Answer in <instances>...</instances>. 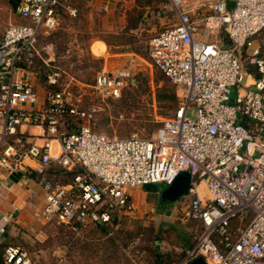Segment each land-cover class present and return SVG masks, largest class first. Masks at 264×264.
I'll use <instances>...</instances> for the list:
<instances>
[{"label": "built area", "instance_id": "built-area-1", "mask_svg": "<svg viewBox=\"0 0 264 264\" xmlns=\"http://www.w3.org/2000/svg\"><path fill=\"white\" fill-rule=\"evenodd\" d=\"M68 1L19 0L14 14L21 22L0 36V169L28 174L25 161L37 164L45 197L35 217L112 236L135 209L128 190L169 186L186 172L191 199L183 217L196 235L175 264H264V43L257 40L264 0H167L173 17L151 37L147 54L181 100L150 139L94 130L88 113L52 89L61 73L45 61L40 100L29 79L42 59L39 38L59 26L64 9L75 16ZM129 79L126 70L102 71L92 95L118 99ZM22 126L42 128V143L26 138ZM54 170L77 172L61 184ZM201 184L209 198L200 196ZM1 259L34 264L23 248H7Z\"/></svg>", "mask_w": 264, "mask_h": 264}, {"label": "rangeland", "instance_id": "rangeland-1", "mask_svg": "<svg viewBox=\"0 0 264 264\" xmlns=\"http://www.w3.org/2000/svg\"><path fill=\"white\" fill-rule=\"evenodd\" d=\"M66 7L75 9V16L64 9L59 26L39 38L42 59L33 70L38 83L43 84L45 61L61 73L59 86L52 89L63 90L68 104L88 113L94 130L109 137L135 133L152 138L181 100V92L152 66L147 54L151 37L173 17L167 0H69ZM257 40L264 43V31ZM96 42L107 48V60L91 55ZM110 66L130 73L115 100L91 91L96 75L111 72ZM185 227L160 224L157 217L135 208L112 236L107 229L73 231L47 225L42 240L23 249L34 264H175L184 254L177 248L196 235L195 225L187 227L192 233Z\"/></svg>", "mask_w": 264, "mask_h": 264}, {"label": "crops", "instance_id": "crops-1", "mask_svg": "<svg viewBox=\"0 0 264 264\" xmlns=\"http://www.w3.org/2000/svg\"><path fill=\"white\" fill-rule=\"evenodd\" d=\"M18 1L0 0V36L8 25L21 22L14 14ZM90 52L94 57L105 58L107 60V48L101 42L93 43ZM46 61L50 62V58H47ZM116 67L117 70H114L115 66H110L108 70L111 72L108 73L124 70L118 69L120 66ZM29 79L40 100H43L45 95L43 84L38 83L34 72L30 74ZM22 108L29 109L26 106ZM1 128L2 122L0 120V133ZM20 132L28 139H36L38 144L42 143L41 136L44 134L42 128L22 126ZM51 147L52 155L59 153V146L55 142L52 143ZM25 164L31 168L28 174L22 172L8 174L0 169V264L2 262L1 254L5 249L9 247L26 248L31 241H41L45 236L44 233L47 231V226L34 215L43 206L45 197L43 190L38 185L35 173L37 164L31 160H26ZM169 186L149 185L142 188L130 189L128 190V194L132 199L134 208H138L142 214L157 217L160 224L177 225V223H180L182 225L185 223V226L192 228V224L194 225V223L185 220L183 217L185 207L191 199L189 193L172 202L164 200L162 198V191ZM199 194L201 197L209 198L203 184L200 185ZM187 227H185L186 233H192V230H188ZM192 244L193 242H189L185 246L183 244L181 246L182 249H177L185 252Z\"/></svg>", "mask_w": 264, "mask_h": 264}, {"label": "water", "instance_id": "water-1", "mask_svg": "<svg viewBox=\"0 0 264 264\" xmlns=\"http://www.w3.org/2000/svg\"><path fill=\"white\" fill-rule=\"evenodd\" d=\"M190 188V176L184 172L178 175L174 182L162 191V198L167 201H173L181 196L188 194ZM189 264H206L202 258H198Z\"/></svg>", "mask_w": 264, "mask_h": 264}, {"label": "trees", "instance_id": "trees-1", "mask_svg": "<svg viewBox=\"0 0 264 264\" xmlns=\"http://www.w3.org/2000/svg\"><path fill=\"white\" fill-rule=\"evenodd\" d=\"M76 172H77L76 170H72V171L54 170L50 174L55 178V181H57L58 183L64 184V183L69 182L73 178V176ZM121 222H122V220H121ZM61 226H63V225H61ZM98 229L104 230L105 228H98ZM115 231H117V230H115Z\"/></svg>", "mask_w": 264, "mask_h": 264}]
</instances>
